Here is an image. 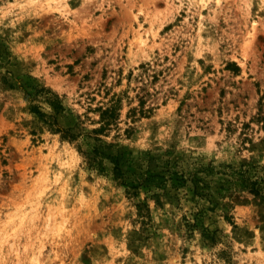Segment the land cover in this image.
<instances>
[{
    "label": "rangeland",
    "instance_id": "374dc122",
    "mask_svg": "<svg viewBox=\"0 0 264 264\" xmlns=\"http://www.w3.org/2000/svg\"><path fill=\"white\" fill-rule=\"evenodd\" d=\"M0 264H264V0H0Z\"/></svg>",
    "mask_w": 264,
    "mask_h": 264
},
{
    "label": "trees",
    "instance_id": "16d2710c",
    "mask_svg": "<svg viewBox=\"0 0 264 264\" xmlns=\"http://www.w3.org/2000/svg\"><path fill=\"white\" fill-rule=\"evenodd\" d=\"M38 92H41L44 94L45 101L53 108V110L55 112H59L63 109L61 102H60L59 98L57 97V95L52 93L49 89L41 88L38 90ZM26 95H27V99H30V94L26 92ZM31 110L34 113L38 114L39 117H41V118L43 117V114L42 113L40 114V112L35 107L32 106ZM115 111H116V109L114 106L99 110L100 120H101V128H99V130H103L105 127L109 126L117 118L116 117L117 114ZM95 152H96V150H94L93 153H95ZM114 169H115V174H114L115 177L116 176L121 177L122 172L119 169V163L117 160H115ZM234 171H235V174L237 177L241 176L242 183L246 186V188H249V190L252 193L258 194L260 192V187H259L260 181H258V179L251 180L248 177H246L245 176L246 170L242 171V169H239V170H234ZM200 181H201L200 178L195 179L196 187L199 185Z\"/></svg>",
    "mask_w": 264,
    "mask_h": 264
}]
</instances>
